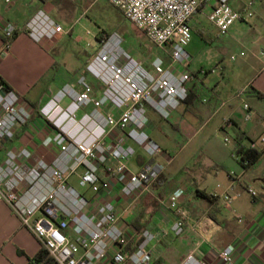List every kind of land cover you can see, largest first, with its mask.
I'll return each mask as SVG.
<instances>
[{
  "label": "built area",
  "instance_id": "obj_1",
  "mask_svg": "<svg viewBox=\"0 0 264 264\" xmlns=\"http://www.w3.org/2000/svg\"><path fill=\"white\" fill-rule=\"evenodd\" d=\"M109 1L153 44L169 51L172 64L167 66L157 58L153 69H146L126 53L119 54L115 45L108 42L88 68L106 84L104 97L97 99L92 87L80 81L83 92L66 86L40 110L57 131L55 142L60 151L52 161L34 157L27 147L5 150L15 140L19 127L33 123L35 110L18 93L0 83V151L5 150L0 162V202L9 206L54 264H153L151 245L156 234L143 230L142 242L135 250H127L136 232L123 220L116 204L104 198L117 191L122 198L134 200L148 192L165 172V164L156 157H171L147 132V107L167 120L188 99L187 83L193 75L187 67L191 56L186 44L192 38L193 16L202 8L211 7L207 18L222 35L235 23L254 16L248 9L235 10L231 0ZM17 31L12 23L2 25L7 39H13ZM25 32L42 42L65 31L51 16L39 11ZM202 73L208 74L204 70ZM211 73H218V68ZM66 100L70 102L64 106ZM105 104L111 106L106 113L101 111ZM92 105L94 109L85 112ZM244 109L248 122L252 119L249 105L245 104ZM81 112L83 115L79 116ZM129 143L151 158L138 171H132L128 165L136 154ZM250 148H264V134L252 141ZM80 169V186L91 190L93 198L70 183ZM250 193L257 195L253 190ZM225 198L229 200V196ZM169 203L178 217L172 232L181 237L186 230L187 213L180 206L179 196L172 195ZM219 258L223 264H235V248H224ZM182 264L207 263L192 252Z\"/></svg>",
  "mask_w": 264,
  "mask_h": 264
},
{
  "label": "crops",
  "instance_id": "obj_2",
  "mask_svg": "<svg viewBox=\"0 0 264 264\" xmlns=\"http://www.w3.org/2000/svg\"><path fill=\"white\" fill-rule=\"evenodd\" d=\"M39 1L40 5L33 7L35 0L16 6H7L11 2L0 0V34L4 22L12 23L18 29V36L8 49L0 37V77L37 112L32 124L17 129L15 140L8 143L5 150L27 147L34 157L52 161L60 151L55 142L57 131L41 116L40 110L66 86L79 92H83V87L80 78L57 61L52 40L37 42L25 32L27 24L44 8L42 0ZM232 7L239 11L245 9L239 5ZM210 9L202 8L190 22L192 30L195 23L201 27L204 37L211 35V29L198 17L205 13L207 18ZM260 21L264 22V13ZM237 23L227 34L219 32L227 38L222 41L219 54L222 59L217 67L218 79L213 80L215 85L196 82L195 76L187 83L188 101L169 119L161 118L153 109L147 113V132L166 154L165 135L160 132V127L168 131L184 130L189 133L190 141L203 135V143H209L214 134L220 132L229 138L226 142L232 140L234 144L228 148L211 146L208 165L197 164L179 184L172 183L166 174L175 158L168 160L159 155L156 160L165 164V172L153 182L148 192L134 200L122 198L117 191L104 198L116 204L119 214L136 234L137 227L156 234L157 239L151 245L153 264H182L192 252L207 264H223L219 253L228 246L235 248V264H264V154L250 167L243 165L237 155V150L250 148L251 142L264 134V98L257 94L264 95V36L253 28L250 36L244 32L232 37L230 31ZM191 41L192 38L186 49ZM230 51L239 52L244 58L233 69L226 63L225 55ZM85 75L93 96L103 98L105 88L100 86L101 82L89 69ZM232 76L238 79L237 85L231 83ZM69 102L66 100L64 106ZM245 104L249 105L252 116L248 122L245 121ZM93 109L94 105L89 106L85 112ZM110 110L109 104L101 108L104 113ZM80 114L82 116L83 112ZM129 144L135 148L136 154L128 165L132 171H138L151 158L135 144ZM250 190L257 195L252 196ZM198 191L210 196L211 200L200 196ZM81 193L88 198L94 197L88 188ZM172 195L180 197V206L187 213L186 230L181 237L172 232L178 219L170 208ZM42 249L9 206L0 202V264H32Z\"/></svg>",
  "mask_w": 264,
  "mask_h": 264
},
{
  "label": "rangeland",
  "instance_id": "obj_3",
  "mask_svg": "<svg viewBox=\"0 0 264 264\" xmlns=\"http://www.w3.org/2000/svg\"><path fill=\"white\" fill-rule=\"evenodd\" d=\"M1 1L4 3L5 0ZM25 1L27 0H10L11 3L7 6H16ZM35 1L33 7L40 5L39 0ZM42 2L44 3L42 11L60 23L65 31L63 35L52 39V44H54L53 52L56 54L57 61L61 62L65 68L76 75V78H80V81H85L89 84L85 79V73L88 71L89 65L104 50L108 42L111 46L115 45V50L119 54L126 53L141 63L146 69L152 70L153 63L157 58L163 59L167 66L172 64L169 51L166 52L153 44L146 33L127 20L123 13L115 8L109 0H42ZM231 3L236 8L238 5L244 6V10L248 9V12H252L254 16L237 23L233 30L230 31V35L237 37V35L245 32L250 36L253 34V28H257L259 32L261 31L260 34L264 36V22L260 21L262 13H264L263 1L231 0ZM250 3H253V5L249 6ZM205 15L203 13L198 18L203 20V24L211 29V35L207 37L201 35V27L195 23L194 29L191 31L192 41L186 49L191 56L187 67L193 78L197 77L194 78L196 82L204 81L206 84L212 83L215 85L213 80L218 79L219 75L211 73V71L218 67L222 59L219 54L221 53L222 41L227 37L221 36L219 31L208 23L209 20H207ZM70 31L72 35L69 34ZM101 32L103 33L102 40H97V36ZM233 56L234 59L232 60ZM225 57L227 59L226 63L232 69L240 61L244 60V58L240 57L239 52L235 51L228 52ZM201 69L208 71V74L202 73ZM230 74L232 73L230 72ZM230 80L233 85L238 84V79L235 77L232 76ZM100 86L107 89L106 84L103 82L100 83ZM151 110L150 107H147L148 114H150ZM160 132L165 135L163 138L168 154L171 158H175L166 172L169 180L175 184H179L184 179V176L189 175V170L193 171L197 164L208 165L207 155H209L208 150L211 146H226L228 148L234 144L232 140L226 142L227 136L220 132L215 133L209 143H203V135L190 141L189 133L184 130L170 129L168 131L160 127ZM4 156L5 152H1V159ZM82 173L83 169H80L70 179L71 185L79 192L85 190V188L80 186V175Z\"/></svg>",
  "mask_w": 264,
  "mask_h": 264
},
{
  "label": "trees",
  "instance_id": "obj_4",
  "mask_svg": "<svg viewBox=\"0 0 264 264\" xmlns=\"http://www.w3.org/2000/svg\"><path fill=\"white\" fill-rule=\"evenodd\" d=\"M70 35H72V32H69ZM18 36V31L16 32L15 36L13 39H7L3 34H0V37L2 38L4 44H5V49H8L13 41L16 39ZM103 33H99L97 36V40H102ZM166 53V52H165ZM0 83L4 84L8 90H12V88L0 77ZM258 96L260 98H264V95L260 92H257ZM190 97V91L188 90V99ZM188 99L186 101H188ZM37 114V112L34 113V116ZM264 150H258V149H253V148H248L246 150L239 149L237 150V155L241 157V163L244 165L247 163L246 166L250 167L254 165L255 163L258 162V160L263 156ZM3 159L0 157V162ZM198 194L202 196L205 199L211 200V197L205 194L204 192L198 191ZM142 231L139 227H137V234L136 236L132 239L131 243L128 246V249L130 252L135 250V248L142 242ZM32 264H54L53 259L50 257L48 252L45 249H42L38 256H36L32 260Z\"/></svg>",
  "mask_w": 264,
  "mask_h": 264
}]
</instances>
